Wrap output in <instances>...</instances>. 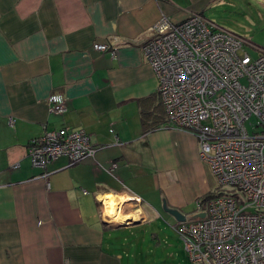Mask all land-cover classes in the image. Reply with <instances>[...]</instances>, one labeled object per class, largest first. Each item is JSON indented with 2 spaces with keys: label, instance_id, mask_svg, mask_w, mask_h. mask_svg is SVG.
Segmentation results:
<instances>
[{
  "label": "crops",
  "instance_id": "obj_1",
  "mask_svg": "<svg viewBox=\"0 0 264 264\" xmlns=\"http://www.w3.org/2000/svg\"><path fill=\"white\" fill-rule=\"evenodd\" d=\"M213 1L0 0V264H139L123 230L152 219L175 230L164 206L198 215L191 205L212 191L211 171L198 139L166 122L142 46L161 16L206 18ZM52 94L64 112L50 113ZM63 127L98 146L73 165L60 157L43 176L28 143ZM102 196L122 199L115 215L134 219L106 217Z\"/></svg>",
  "mask_w": 264,
  "mask_h": 264
},
{
  "label": "built area",
  "instance_id": "obj_2",
  "mask_svg": "<svg viewBox=\"0 0 264 264\" xmlns=\"http://www.w3.org/2000/svg\"><path fill=\"white\" fill-rule=\"evenodd\" d=\"M150 31L142 51L166 122L198 139L199 159L219 186L232 189L203 209L198 203L203 217L176 223L184 251L191 264H264V53L251 59L239 36L197 13L180 22L161 16ZM47 101L50 113L65 111L61 95ZM97 146L85 130L63 127L31 139L27 152L47 176L60 157L73 165Z\"/></svg>",
  "mask_w": 264,
  "mask_h": 264
},
{
  "label": "rangeland",
  "instance_id": "obj_3",
  "mask_svg": "<svg viewBox=\"0 0 264 264\" xmlns=\"http://www.w3.org/2000/svg\"><path fill=\"white\" fill-rule=\"evenodd\" d=\"M205 14L206 19L218 28L239 36L244 42L243 51L251 59L254 60L264 53V0H214L205 9ZM210 176L207 182L210 190L214 191L218 187L217 190L222 194L232 192L231 187L219 186L211 173ZM198 189L202 187L198 186ZM204 195L195 197L191 205V213L198 211V203L201 204L202 209L204 208L206 201ZM123 233L129 241L134 240L136 253L143 261L139 264H191L185 255L186 252H183L184 247L177 232L172 230L167 221L152 219L144 225L131 226L123 230ZM152 233L158 235L160 245H154ZM160 258L162 259L158 262Z\"/></svg>",
  "mask_w": 264,
  "mask_h": 264
},
{
  "label": "bare ground",
  "instance_id": "obj_4",
  "mask_svg": "<svg viewBox=\"0 0 264 264\" xmlns=\"http://www.w3.org/2000/svg\"><path fill=\"white\" fill-rule=\"evenodd\" d=\"M105 198L107 200L106 206L104 205L103 211L105 212L106 217H109L113 221H127L128 219H134L132 216L123 215L122 213H116V207L121 204L122 199H118L117 197L112 196H102L100 199ZM105 204V203H104Z\"/></svg>",
  "mask_w": 264,
  "mask_h": 264
},
{
  "label": "water",
  "instance_id": "obj_5",
  "mask_svg": "<svg viewBox=\"0 0 264 264\" xmlns=\"http://www.w3.org/2000/svg\"><path fill=\"white\" fill-rule=\"evenodd\" d=\"M164 211L170 215L171 217H173L175 220L182 222L185 220V216L182 215L177 209H173V208H168L166 206L163 207ZM198 217H203V214H198L196 215Z\"/></svg>",
  "mask_w": 264,
  "mask_h": 264
},
{
  "label": "trees",
  "instance_id": "obj_6",
  "mask_svg": "<svg viewBox=\"0 0 264 264\" xmlns=\"http://www.w3.org/2000/svg\"><path fill=\"white\" fill-rule=\"evenodd\" d=\"M218 187L214 190V191H211V192H208L207 194H205L204 196H203V198L205 199V200H207V199H209V198H212V197H214V196H217V195H219V194H221V192H219L218 190ZM202 199V198H201ZM203 201H201V203H202Z\"/></svg>",
  "mask_w": 264,
  "mask_h": 264
}]
</instances>
